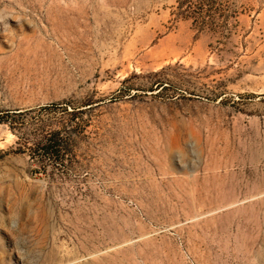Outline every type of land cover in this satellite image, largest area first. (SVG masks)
<instances>
[{
    "label": "rangeland",
    "instance_id": "1",
    "mask_svg": "<svg viewBox=\"0 0 264 264\" xmlns=\"http://www.w3.org/2000/svg\"><path fill=\"white\" fill-rule=\"evenodd\" d=\"M193 2L0 0V264H264V0Z\"/></svg>",
    "mask_w": 264,
    "mask_h": 264
},
{
    "label": "trees",
    "instance_id": "2",
    "mask_svg": "<svg viewBox=\"0 0 264 264\" xmlns=\"http://www.w3.org/2000/svg\"><path fill=\"white\" fill-rule=\"evenodd\" d=\"M194 0H179L180 2V10H184L182 12L183 15L189 16L188 14H191L192 8L195 6L198 10H200L201 14L204 15V3L195 4L193 2ZM200 6V7H199ZM29 112V111H28ZM24 113H18V112H11L7 111L4 112L2 115H0V124H8L9 127L12 130H15L16 128L23 127L26 124L25 119H23ZM42 128L41 125H38V130ZM34 146L36 147V150H42L45 152V154H48V152H52L53 155H55V152H60L61 146L58 145L56 138L52 136L51 138L47 137H41L39 141H37ZM28 149L33 150L32 147H28ZM58 158V157H57ZM56 158V159H57Z\"/></svg>",
    "mask_w": 264,
    "mask_h": 264
}]
</instances>
